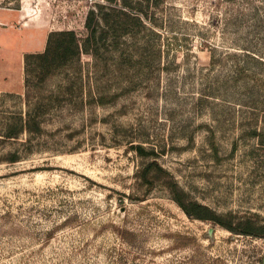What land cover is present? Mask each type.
I'll use <instances>...</instances> for the list:
<instances>
[{
    "label": "rangeland",
    "instance_id": "1",
    "mask_svg": "<svg viewBox=\"0 0 264 264\" xmlns=\"http://www.w3.org/2000/svg\"><path fill=\"white\" fill-rule=\"evenodd\" d=\"M99 6L145 28L0 92V264H264L212 219L264 225V0H0L82 39Z\"/></svg>",
    "mask_w": 264,
    "mask_h": 264
},
{
    "label": "trees",
    "instance_id": "2",
    "mask_svg": "<svg viewBox=\"0 0 264 264\" xmlns=\"http://www.w3.org/2000/svg\"><path fill=\"white\" fill-rule=\"evenodd\" d=\"M96 17L103 23V28L100 27L98 20L96 21ZM135 21L136 33H140L145 28V22L143 16L138 12H136V16H133L131 12L123 8L99 6L97 13L95 10H91L87 16L86 29L88 34L86 38H79L73 30L51 32L43 53L27 55L25 72L27 74L30 60H37L40 64H45L48 71H50L51 68L61 67L76 58H80L82 52L96 55L98 53L97 35L102 40L111 35L118 38L121 35L128 34L132 29V25H135ZM154 164L156 163L149 164L146 170L147 174L152 171ZM176 201L188 216L202 220L210 218L211 212L206 206L198 203H187L181 197L177 198ZM212 219L232 232L264 239V225H258L252 220L234 225L232 222L221 223V220L216 216H213Z\"/></svg>",
    "mask_w": 264,
    "mask_h": 264
},
{
    "label": "crops",
    "instance_id": "3",
    "mask_svg": "<svg viewBox=\"0 0 264 264\" xmlns=\"http://www.w3.org/2000/svg\"><path fill=\"white\" fill-rule=\"evenodd\" d=\"M24 10L0 7V92L18 93L25 87L26 57L43 53L48 30L27 20Z\"/></svg>",
    "mask_w": 264,
    "mask_h": 264
}]
</instances>
